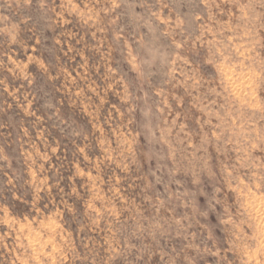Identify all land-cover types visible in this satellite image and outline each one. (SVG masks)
<instances>
[{
	"label": "rangeland",
	"instance_id": "obj_1",
	"mask_svg": "<svg viewBox=\"0 0 264 264\" xmlns=\"http://www.w3.org/2000/svg\"><path fill=\"white\" fill-rule=\"evenodd\" d=\"M0 264H264V0H0Z\"/></svg>",
	"mask_w": 264,
	"mask_h": 264
}]
</instances>
